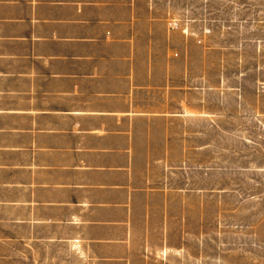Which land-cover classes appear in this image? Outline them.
<instances>
[{"label": "crops", "instance_id": "obj_1", "mask_svg": "<svg viewBox=\"0 0 264 264\" xmlns=\"http://www.w3.org/2000/svg\"><path fill=\"white\" fill-rule=\"evenodd\" d=\"M171 24L156 0H0V264H223L190 254L206 60Z\"/></svg>", "mask_w": 264, "mask_h": 264}, {"label": "rangeland", "instance_id": "obj_2", "mask_svg": "<svg viewBox=\"0 0 264 264\" xmlns=\"http://www.w3.org/2000/svg\"><path fill=\"white\" fill-rule=\"evenodd\" d=\"M156 2L171 29L190 33L192 58L206 60V118L192 117L189 134L192 193L205 174L190 254L200 236L223 264H264V0Z\"/></svg>", "mask_w": 264, "mask_h": 264}]
</instances>
